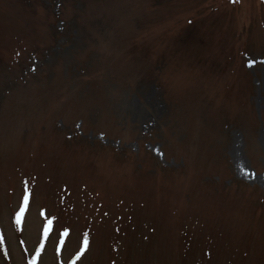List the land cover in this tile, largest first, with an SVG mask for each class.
Masks as SVG:
<instances>
[{"label": "rangeland", "instance_id": "rangeland-1", "mask_svg": "<svg viewBox=\"0 0 264 264\" xmlns=\"http://www.w3.org/2000/svg\"><path fill=\"white\" fill-rule=\"evenodd\" d=\"M0 264H264V0H0Z\"/></svg>", "mask_w": 264, "mask_h": 264}, {"label": "snow or ice", "instance_id": "snow-or-ice-1", "mask_svg": "<svg viewBox=\"0 0 264 264\" xmlns=\"http://www.w3.org/2000/svg\"><path fill=\"white\" fill-rule=\"evenodd\" d=\"M27 208H28V197L25 196L24 197L23 206L21 207L20 212L17 215L16 222H17L18 225L21 223V221H22V219L24 217V214L27 211ZM51 226H52V222L51 221H48V223L45 225V228H44V238L45 239H47L48 236H49V233L51 231ZM63 235L66 237V236H68V233L65 232V233H63ZM61 243H63V241ZM87 247H88V241H87V239H85V241H84V248H87Z\"/></svg>", "mask_w": 264, "mask_h": 264}]
</instances>
